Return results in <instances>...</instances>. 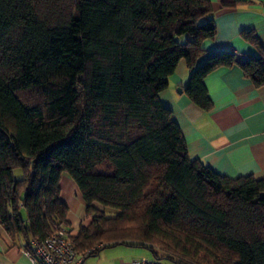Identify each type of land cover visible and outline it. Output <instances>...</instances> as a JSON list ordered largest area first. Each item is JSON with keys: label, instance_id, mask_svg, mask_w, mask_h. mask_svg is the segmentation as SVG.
<instances>
[{"label": "trees", "instance_id": "trees-1", "mask_svg": "<svg viewBox=\"0 0 264 264\" xmlns=\"http://www.w3.org/2000/svg\"><path fill=\"white\" fill-rule=\"evenodd\" d=\"M215 31L209 0H0L4 230L28 248L69 231L65 172L90 214L70 235L79 254L127 243L182 264H264V177H229L190 157L158 97L181 58L184 92L203 109L204 77L217 67L238 64L264 83V51L196 64Z\"/></svg>", "mask_w": 264, "mask_h": 264}, {"label": "crops", "instance_id": "crops-1", "mask_svg": "<svg viewBox=\"0 0 264 264\" xmlns=\"http://www.w3.org/2000/svg\"><path fill=\"white\" fill-rule=\"evenodd\" d=\"M209 1L216 31L213 37L202 41L203 52L196 64L216 51H233L239 60L261 55L264 0ZM223 1L232 3L224 5ZM242 30L253 34L255 40L245 38ZM188 72L185 59H179L169 75L167 87L158 92V97L171 110L189 156L229 177L246 174L264 177V83L255 85L238 64L217 67L204 77L211 105L203 109L184 92ZM63 180L60 196L68 205L67 219L73 225L85 215V204L71 177L65 176ZM64 182L66 189L71 190L70 195ZM28 241L22 234L6 232L0 224V264H32L27 254L31 246H26ZM139 257L154 256L146 246L117 243L86 255L85 261L87 264H130ZM162 261L182 264L168 259Z\"/></svg>", "mask_w": 264, "mask_h": 264}, {"label": "built area", "instance_id": "built-area-1", "mask_svg": "<svg viewBox=\"0 0 264 264\" xmlns=\"http://www.w3.org/2000/svg\"><path fill=\"white\" fill-rule=\"evenodd\" d=\"M70 233L64 227L51 232L43 239L31 238V249L27 254L32 264H87V253L79 254L74 248ZM130 264H164L156 257H139L130 261Z\"/></svg>", "mask_w": 264, "mask_h": 264}, {"label": "rangeland", "instance_id": "rangeland-1", "mask_svg": "<svg viewBox=\"0 0 264 264\" xmlns=\"http://www.w3.org/2000/svg\"><path fill=\"white\" fill-rule=\"evenodd\" d=\"M65 176L68 177V174L65 173V172L62 173V176H61L62 178L60 179V184L63 183V181H64L63 180V177H65ZM65 185H66V183L64 182V188L66 189V186ZM66 191H67V194H69V195L71 194V190H70L69 187L66 189ZM89 217H90V214H85V215L82 216V218L79 219V221H80L79 223H74L73 225H70L69 224V227H68L69 228V233L74 235L77 232V230H78V226L80 224L87 223L89 221ZM90 251H91L90 249H87V250L83 251V253L90 254L91 253Z\"/></svg>", "mask_w": 264, "mask_h": 264}]
</instances>
